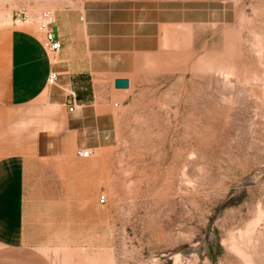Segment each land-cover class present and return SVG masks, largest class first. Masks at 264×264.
Returning <instances> with one entry per match:
<instances>
[{"label": "rangeland", "instance_id": "obj_1", "mask_svg": "<svg viewBox=\"0 0 264 264\" xmlns=\"http://www.w3.org/2000/svg\"><path fill=\"white\" fill-rule=\"evenodd\" d=\"M71 14L108 132L57 243L0 264H264V0H0V30Z\"/></svg>", "mask_w": 264, "mask_h": 264}, {"label": "crops", "instance_id": "obj_2", "mask_svg": "<svg viewBox=\"0 0 264 264\" xmlns=\"http://www.w3.org/2000/svg\"><path fill=\"white\" fill-rule=\"evenodd\" d=\"M57 22L61 50L54 64L33 24L0 30V250L6 252L57 243L64 208L73 207L70 192L89 175L80 168L90 158L77 152L95 153L110 123L96 102L102 51L94 22L86 16L79 24L72 14ZM51 72L58 73L53 85Z\"/></svg>", "mask_w": 264, "mask_h": 264}, {"label": "built area", "instance_id": "obj_3", "mask_svg": "<svg viewBox=\"0 0 264 264\" xmlns=\"http://www.w3.org/2000/svg\"><path fill=\"white\" fill-rule=\"evenodd\" d=\"M54 18L51 16H44L42 17L39 22L36 24V31L38 34L41 35V44L46 52L47 56L50 58L51 64H54L56 62V58L61 50V44L56 37L54 31H53V25H54ZM58 77V73L51 72L49 75V78L47 80V83L49 85H53ZM70 97L74 99V95L70 94ZM115 107L117 104L114 105ZM75 108L74 102H72V106L69 108V111L72 112V110ZM77 156L82 159H89L92 156V152L90 150H80L77 152ZM99 202L102 204L105 202V195H101L99 197Z\"/></svg>", "mask_w": 264, "mask_h": 264}, {"label": "water", "instance_id": "obj_4", "mask_svg": "<svg viewBox=\"0 0 264 264\" xmlns=\"http://www.w3.org/2000/svg\"><path fill=\"white\" fill-rule=\"evenodd\" d=\"M113 88L115 90H127L129 89V81L127 79H115L113 82Z\"/></svg>", "mask_w": 264, "mask_h": 264}, {"label": "bare ground", "instance_id": "obj_5", "mask_svg": "<svg viewBox=\"0 0 264 264\" xmlns=\"http://www.w3.org/2000/svg\"><path fill=\"white\" fill-rule=\"evenodd\" d=\"M20 22V21H19Z\"/></svg>", "mask_w": 264, "mask_h": 264}]
</instances>
